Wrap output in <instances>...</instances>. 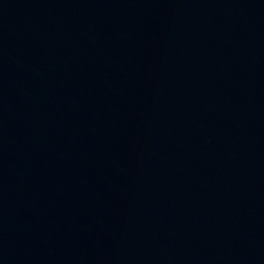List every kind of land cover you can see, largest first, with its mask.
<instances>
[{
  "label": "water",
  "instance_id": "obj_1",
  "mask_svg": "<svg viewBox=\"0 0 264 264\" xmlns=\"http://www.w3.org/2000/svg\"><path fill=\"white\" fill-rule=\"evenodd\" d=\"M0 264H264V0H0Z\"/></svg>",
  "mask_w": 264,
  "mask_h": 264
}]
</instances>
